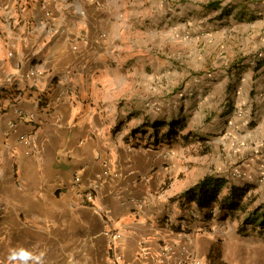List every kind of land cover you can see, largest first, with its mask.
<instances>
[{"label": "crops", "instance_id": "0c3cea01", "mask_svg": "<svg viewBox=\"0 0 264 264\" xmlns=\"http://www.w3.org/2000/svg\"><path fill=\"white\" fill-rule=\"evenodd\" d=\"M132 5L0 0V264H179L184 246L185 264H194L209 254L212 222L190 223L184 237L185 213L162 191L160 152L132 143L136 127L127 121L143 104L122 96L138 83L142 63L130 39L140 18ZM259 63L243 69L241 84L256 93L236 104L234 129L244 134L226 127L236 134L234 161L248 175L260 170L257 177L264 173ZM89 192L93 201L84 198Z\"/></svg>", "mask_w": 264, "mask_h": 264}, {"label": "rangeland", "instance_id": "374dc122", "mask_svg": "<svg viewBox=\"0 0 264 264\" xmlns=\"http://www.w3.org/2000/svg\"><path fill=\"white\" fill-rule=\"evenodd\" d=\"M210 1H220L223 6L248 4L255 20L242 21L234 15L218 19L219 12L202 8ZM133 4L140 18L139 25L132 26L130 39L136 59L142 63L134 75L139 77L138 83L131 94L125 91L122 96L124 102L143 103L138 115L127 121L130 129L136 127L132 143L143 149L153 146L160 152V159L154 162L163 164L162 191L168 201L177 200L209 176L224 180L225 192L234 183L251 184L250 198L255 199L251 209L264 204V184L257 183L259 176L253 175L260 170L248 175L242 162L234 161L237 146L230 143L236 134L229 133L244 134L242 129H234L236 104L256 95L241 81L243 69H252L264 59V0H133ZM172 120L183 124V129L172 134V143L162 137L161 142L148 139L154 135V122L168 124ZM226 127L232 128L228 132ZM159 130L164 135L168 126ZM174 163L179 167L175 169ZM209 221L206 251L210 252L211 242L225 264H264L263 234L252 229L240 234L238 216L227 218L218 213ZM191 236L192 241L197 240L196 235Z\"/></svg>", "mask_w": 264, "mask_h": 264}, {"label": "trees", "instance_id": "16d2710c", "mask_svg": "<svg viewBox=\"0 0 264 264\" xmlns=\"http://www.w3.org/2000/svg\"><path fill=\"white\" fill-rule=\"evenodd\" d=\"M202 8L219 12L218 19H224L234 15L242 21L255 20L254 13L248 9V4H229L223 6L220 1H210L206 5H203ZM261 61H264V59H261ZM261 61L258 63L261 64ZM233 71H237V69ZM232 106L233 104H229L230 108ZM164 126H168V132L160 135L161 130L159 129ZM147 127H150V125L148 124ZM152 128L154 129V135L153 137H150L152 134L148 135L149 140L152 138L155 142H161L160 137H162L168 141L167 143H172L170 142L172 134H175L176 129H183V124L180 122L177 123L175 120H172L168 124L165 121H157L154 122ZM242 186L238 187L233 184L228 189V192H225L224 180L207 176L196 185L185 190L178 196L176 201H178L182 212L185 211L186 207H193L198 212L205 213L206 221L214 216L212 213L214 209H217L219 214L223 213L227 218L238 216L242 221V225L239 228L240 234H244L249 229H252L253 232L264 235V204H260L252 210L251 207H253L255 199L250 198V193L254 188L251 185ZM180 232H182L181 229ZM213 246L210 248L209 254L200 260V264H225L222 262L221 254L216 252L215 246Z\"/></svg>", "mask_w": 264, "mask_h": 264}, {"label": "built area", "instance_id": "2783aa9c", "mask_svg": "<svg viewBox=\"0 0 264 264\" xmlns=\"http://www.w3.org/2000/svg\"><path fill=\"white\" fill-rule=\"evenodd\" d=\"M34 74V73H32ZM20 115H23V112H20ZM234 176H238V177H242L240 174L238 173H233ZM244 179V178H243ZM259 180L257 181V183H261L264 184V173H260L259 175ZM84 198L86 201H93V194L91 192L84 194ZM185 215L183 220L180 222L181 228H182V232L184 234V237H188L189 238V233L188 230H190V223L193 222H197L198 219H203L205 217V213H200L197 210H195L193 207H186L185 211H184ZM214 216H217L218 211L217 209H214L212 211ZM191 256H189L188 253V248L187 246L182 247V255L179 257L180 258V262L179 264H185L186 260L189 259ZM194 264H200V260L194 259L193 261Z\"/></svg>", "mask_w": 264, "mask_h": 264}, {"label": "clouds", "instance_id": "9594fccd", "mask_svg": "<svg viewBox=\"0 0 264 264\" xmlns=\"http://www.w3.org/2000/svg\"><path fill=\"white\" fill-rule=\"evenodd\" d=\"M203 219L205 220V217H204ZM181 221H182V220H181ZM191 224H192V223H191ZM190 227H191V225H190ZM192 229H193V228H191L190 230H188V233L191 232ZM181 230H182V228H181ZM180 233H183V232H180ZM21 255H27V253H21ZM200 260H201V259H200Z\"/></svg>", "mask_w": 264, "mask_h": 264}]
</instances>
